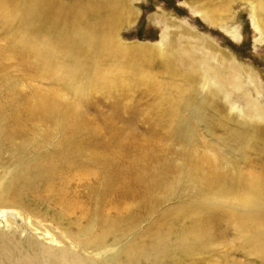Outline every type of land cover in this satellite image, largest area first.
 <instances>
[{
    "label": "rangeland",
    "instance_id": "obj_1",
    "mask_svg": "<svg viewBox=\"0 0 264 264\" xmlns=\"http://www.w3.org/2000/svg\"><path fill=\"white\" fill-rule=\"evenodd\" d=\"M125 2L136 16H131L132 22L116 31V35L128 46L147 48L162 39L167 42L164 37L167 30L178 33L171 37L177 75L167 78L160 65L145 64L141 68L146 72L140 67L134 69L127 62L130 52L116 54L115 65L111 68H107V64L95 67L91 82L87 70L68 71L70 59L64 56H54L50 65L49 59L36 60L28 54L25 64L31 69L21 71L14 58L20 49L18 44L0 41L4 47L0 52V104L8 109L7 128L24 129L22 135L12 140L10 147L6 144L0 148V153L4 152L0 159V176L3 175L1 166L26 167L38 163L48 167L38 170L34 183H25V189L21 191L24 201L36 207L40 221L25 216L28 218L27 227L19 231L21 235L28 231L39 237L54 235L66 242L82 244L92 231L93 223L81 206L92 210L95 199L98 200L99 215L96 231L106 235L102 245L122 235L125 237L121 241L129 239L134 230V217H138V226L143 230L166 208L170 209L169 219L174 223H186L185 214L197 211L187 212L186 206L191 200L196 197L202 199V203L211 200V197L198 196L200 193H197L200 181L210 174L203 165L205 161L211 165L230 164L264 194V137L251 131L252 125L264 129V118L258 114L261 109L264 111V40L257 41L260 33L253 24L247 4L234 2L232 11L236 18L225 25L212 26L190 6L188 0ZM188 30L203 40H210L222 50L220 53L225 59L220 53L213 56L203 48L200 40L187 33ZM190 54L194 56L189 58ZM140 57L137 54L135 58ZM243 67L248 74L242 71ZM194 69H197L196 74L191 72ZM208 71L223 75V81L216 85L221 90L225 86L220 97L228 92L230 98L227 101L237 104L238 108L231 114L234 120H227L211 109L210 92L205 87L195 89V95H188L189 84L196 88L200 76ZM190 75L195 78L186 81L184 77ZM235 76L238 79L235 80ZM235 82H239L240 87H236ZM33 85L42 89L51 87L55 96L74 103L75 115L62 130L56 128L54 118L41 119L34 107V114L31 108H25L20 116L14 114L16 95L26 94L31 99ZM254 98L261 109L245 102ZM216 102L215 109L227 114V108L223 109L222 105L219 106L220 101ZM193 104L202 111L201 114L196 116L193 113L190 109ZM239 108L243 111L240 116L236 112ZM249 111L251 113L246 114ZM110 138L118 145L128 138L134 151L130 150L124 160L133 154L138 156L142 149L152 159L167 156L168 160L151 163V170L140 172L143 187L120 189L111 162L112 149H106L102 143ZM20 140L23 145L19 147ZM8 151L14 153L9 155ZM194 153L198 166L190 162ZM113 155L119 157V154ZM91 160L94 163H90ZM205 191L208 190L202 192ZM154 194L161 198L158 201L148 199ZM231 203V206L229 203L224 205L232 208L234 202ZM179 207L180 211L172 210ZM222 217L218 213L217 220L209 222L210 219L203 214L199 220L201 229L211 226L220 232L219 239L213 244L197 243L189 253L164 259L163 264H224L220 253L236 248L235 257L250 262L252 255L245 251L248 250L246 242L227 249L233 240L229 234L235 230L230 225L226 229L228 224L220 221ZM55 222L67 225L70 230H64Z\"/></svg>",
    "mask_w": 264,
    "mask_h": 264
},
{
    "label": "bare ground",
    "instance_id": "obj_2",
    "mask_svg": "<svg viewBox=\"0 0 264 264\" xmlns=\"http://www.w3.org/2000/svg\"><path fill=\"white\" fill-rule=\"evenodd\" d=\"M237 1L247 4L253 24L260 33L257 41L264 40V0H188L190 6L212 26H222L228 21H233L236 14L232 11V5ZM133 15L136 16V12L126 5L125 0H0V41L18 44L20 49L15 52L14 58L17 60L15 64L21 71L31 69L25 64L28 54L36 60L49 59L50 65L54 56L62 58L64 56L70 59L68 71L76 68L87 70L90 72L88 81L91 82L95 67L100 68L107 64L106 67L111 68L115 65L116 54L130 52L127 62L134 69L141 68L145 64L160 65L167 78L177 75L178 71L174 69L175 51L171 37L178 33L172 34L173 32L167 30L164 33L167 42L162 39L157 44L147 45V48L128 46L120 40L116 31L132 22ZM232 31L235 33V30ZM187 33L194 39L200 40L203 48L213 56L222 51L210 40H203L193 31L188 30ZM3 48L0 43V52L4 51ZM137 54L141 57L135 58ZM220 55L225 59L224 54L220 53ZM193 56L194 54H190L189 58ZM243 69L242 71L248 74L246 69L245 71ZM141 70L147 71L145 68ZM191 72L196 74L197 69ZM222 76L218 72L208 71V74L200 76L196 88L189 84L187 93L195 95V89L205 87L210 92L211 109L232 121L234 119L231 118V114L238 106L235 102L227 101L230 93L227 92L225 96L220 97L224 93L225 86L221 90L216 84L223 81ZM184 78L191 82L195 76ZM234 85L240 87L239 82H235ZM31 89L32 100L26 94L16 95L14 114L20 116L25 108L34 107L41 119L48 121L54 118L56 128L62 130L67 121L75 115L74 103L55 96L51 87L42 89L33 85ZM214 101H220L219 106L222 105L223 109L227 108V114L215 109ZM245 102L255 109H261L255 98ZM6 109V106L0 104V148L6 144L10 147L12 140L24 133L21 127L13 130L7 128L9 121L8 109ZM190 109L196 116L202 113L199 108H195V104ZM236 112L239 116L243 114L241 108ZM250 113L249 111L246 114ZM258 114L264 118L262 109ZM9 116L12 114L9 113ZM24 116L27 117L26 114ZM34 118L36 117L33 115ZM251 131L259 137H264V129L260 126L252 125ZM124 140L120 145L113 138L102 143L106 149H112L111 162L115 178L119 180V188L131 187L136 190L135 187L144 186L140 172L151 170V163L166 162L168 157L152 159L147 151L142 149L138 156L133 154L124 160L130 150L134 151V148L129 146L128 138ZM22 145L23 141L20 140L17 146ZM8 152L9 155L14 153ZM3 154L4 152L0 153V159ZM113 154H119V157ZM201 160L203 161L202 155ZM190 162L198 166L196 153L192 155ZM90 163L94 161L91 160ZM203 165L210 174L205 175L200 181L197 193H200L198 196L211 197V200L207 203H202V199L198 197L191 200L186 206L187 212L197 211L185 214L186 223H174L173 219H169L170 209L166 208L161 210L143 230L138 226V217H134L131 237L121 241L125 237L122 235L113 238L106 245H102L106 237L105 233L96 231L99 216L97 199L92 210L81 206L93 223L92 231L83 241L73 235L82 241V244L74 241L66 242L54 235L39 237L37 233L28 231L21 235L19 231L27 227L28 218L25 216H32L35 221L40 222L36 207L24 201L21 191L25 189V183H34L38 170L43 171L48 167L38 163L26 167L1 166L3 175L0 176V264H163L164 259L189 253L197 243L211 245L219 239L220 232L211 226H204L202 229L199 227V220L203 214L210 219L209 222H215L218 213L223 215L220 221L228 224L226 229L230 225L235 230L234 233L229 234L233 240L228 243L227 249L230 250L246 242L248 250L245 251L252 255V260L248 262L235 257L237 248L231 252H221L223 263L264 264V194H261L260 188L247 181L242 176V172L238 174L236 168H232L228 163L211 165L205 161ZM158 180L159 178L155 182ZM203 190L208 191L202 192ZM160 198V195L154 194L148 199L158 201ZM231 201L234 202L232 208H230ZM224 203H229L230 206H225ZM181 207L172 210L180 211ZM55 223L66 231L70 230L67 225H61V222ZM65 234L69 233L65 232ZM86 240L90 241L85 242Z\"/></svg>",
    "mask_w": 264,
    "mask_h": 264
}]
</instances>
